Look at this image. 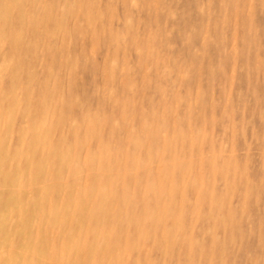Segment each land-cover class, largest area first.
Returning a JSON list of instances; mask_svg holds the SVG:
<instances>
[{
	"label": "rangeland",
	"instance_id": "374dc122",
	"mask_svg": "<svg viewBox=\"0 0 264 264\" xmlns=\"http://www.w3.org/2000/svg\"><path fill=\"white\" fill-rule=\"evenodd\" d=\"M0 264H264V0H0Z\"/></svg>",
	"mask_w": 264,
	"mask_h": 264
},
{
	"label": "bare ground",
	"instance_id": "6f19581e",
	"mask_svg": "<svg viewBox=\"0 0 264 264\" xmlns=\"http://www.w3.org/2000/svg\"><path fill=\"white\" fill-rule=\"evenodd\" d=\"M17 1V0H16ZM9 3V2H8ZM11 7V6H10ZM13 7V6H12ZM17 7H18V5H17ZM72 8V7H71ZM18 9V8H17ZM70 9V8H69ZM48 11V10H47ZM49 12V11H48ZM52 13V12H51ZM9 15H11V14H9ZM89 15H91V13L89 14ZM89 15H88V17H89ZM12 20V19H11ZM6 22V21H5ZM21 22V21H20ZM23 23V22H22ZM24 26V25H23ZM38 27V26H37ZM40 30V29H39ZM17 34V33H16ZM15 36V35H14ZM17 39H18V37H17ZM15 41V40H14ZM7 63V62H6ZM13 64V63H12ZM11 66V65H10ZM91 117H89V119H90ZM147 125V124H146ZM146 128V127H145ZM147 129V128H146ZM93 130H94V128H93ZM92 131V130H91ZM92 134V133H91ZM133 134V133H132ZM77 138V137H76ZM132 138V137H131ZM135 142V141H134ZM137 144V143H136ZM135 144V145H136ZM134 145V144H133ZM78 146V145H77ZM80 146V145H79ZM47 154V153H46ZM66 155V154H65ZM76 155V154H75ZM104 155V154H103ZM108 155V154H107ZM107 155H106V157H107ZM131 155V154H130ZM90 156V155H89ZM65 157V156H64ZM92 157H93V155H92ZM135 157V156H134ZM78 157H76L75 159H77ZM133 158V157H132ZM105 159V158H104ZM130 159V158H129ZM78 160V159H77ZM87 160H88V158H87ZM93 161H94V159H93ZM120 161V160H119ZM148 161V160H147ZM74 162V161H73ZM77 162H79V161H77ZM83 162V161H82ZM110 162V161H109ZM133 162H134V160H133ZM141 162V161H140ZM100 163V162H99ZM111 163H112V161H111ZM139 163V162H138ZM168 163H172V161L170 162H168ZM90 164H92V163H90ZM117 165V164H116ZM109 166V165H108ZM145 166V165H144ZM72 167V166H71ZM146 167H149V166H146ZM152 168V167H151ZM33 169H35V168H33ZM32 169V170H33ZM61 169V168H60ZM70 169H72V168H70ZM79 169V168H78ZM98 169H100V168H98ZM143 169V168H142ZM102 170H103V167H102ZM101 170V171H102ZM151 170V169H150ZM150 170H148L149 172H150ZM85 171V170H84ZM101 171H99L98 170V172L100 173ZM137 171V170H136ZM35 172V171H34ZM90 172V171H89ZM148 172V173H149ZM164 172V171H163ZM103 173H105V172H103ZM139 173V172H138ZM151 173V172H150ZM55 174H57V173H55ZM65 174V173H64ZM102 174V173H101ZM163 174H165V173H163ZM80 175H81V173H80ZM92 175V174H91ZM100 175V174H99ZM148 175V174H147ZM18 176V175H17ZM74 176V175H73ZM83 176V175H82ZM64 177H65V175H64ZM76 177V176H75ZM74 177V178H75ZM81 177V176H80ZM117 177V176H116ZM151 177V176H150ZM153 177V176H152ZM163 177V176H162ZM25 178V177H24ZM32 178V177H31ZM118 178H119V176H118ZM125 178H127V177H125ZM165 178V177H164ZM195 179V178H194ZM21 180H22V178H21ZM25 180V179H24ZM32 180V179H31ZM79 180V179H78ZM110 180V179H109ZM165 180V179H164ZM11 181V180H10ZM51 181V180H50ZM70 181V180H69ZM80 181V180H79ZM171 181V180H170ZM13 182V187H14V180L12 181ZM21 182V181H20ZM32 182V181H31ZM35 182V181H34ZM60 182V181H59ZM63 182V181H62ZM114 182V181H113ZM118 182V181H117ZM150 182V181H149ZM160 182H163V181H160ZM74 183V182H73ZM9 184V183H8ZM10 184H11V182H10ZM21 184V183H20ZM23 184V183H22ZM32 183H30V185H31ZM56 184H57V181H56ZM113 185V184H112ZM162 185V184H161ZM178 185V184H177ZM11 186V185H10ZM21 186V185H20ZM71 186V185H70ZM96 186V185H95ZM106 186H107V184H106ZM114 186V185H113ZM144 186V185H143ZM172 186H173V184H172ZM55 187V186H54ZM141 187V186H140ZM146 187V186H145ZM175 187V186H174ZM59 188V187H58ZM154 188V187H153ZM20 189V188H19ZM74 189V188H73ZM72 189V190H73ZM83 189V188H82ZM170 189V188H169ZM61 190V189H60ZM95 190V189H94ZM154 190V189H153ZM159 190V189H158ZM161 190V189H160ZM164 190V189H163ZM83 191V190H82ZM140 191H141V189H140ZM13 192V191H12ZM95 192V191H94ZM115 192V191H114ZM113 192V193H114ZM139 192V191H138ZM173 192H175V191H173ZM21 194V193H20ZM89 194V193H88ZM124 194V193H123ZM152 194V193H151ZM161 194V193H160ZM105 195V194H104ZM113 195V194H112ZM22 196V195H21ZM162 196V195H161ZM166 196V195H165ZM125 197V196H124ZM91 198H93V196L91 197ZM90 198V199H91ZM113 198H115V197H113ZM126 198V197H125ZM124 198V199H125ZM144 198V197H143ZM165 198V197H164ZM173 198V197H172ZM172 198H170V199H172ZM78 199V198H77ZM100 199H101V197H100ZM134 199V198H133ZM98 200V199H97ZM146 200V199H145ZM22 201V200H21ZM78 201V200H77ZM109 201V200H108ZM100 202V201H99ZM94 203H95V201H94ZM109 203V202H108ZM113 203V202H112ZM157 203V202H156ZM171 203V202H170ZM146 204V203H145ZM172 204V203H171ZM117 205V204H116ZM163 205H165V204H163ZM112 206V205H111ZM159 206V205H158ZM157 206V207H158ZM168 206V205H167ZM94 207V206H93ZM118 207V206H117ZM141 207V206H140ZM84 208V207H83ZM98 208H99V206H98ZM164 208H165V206H164ZM105 209H107V208H105ZM159 209V208H158ZM168 209H170V208H168ZM78 210V209H77ZM112 210V209H111ZM118 211H119V209H117ZM163 210H165V209H163ZM81 211H83V210H81ZM95 212H97V211H95ZM147 212H149V211H147ZM93 213V212H92ZM119 213H120V211H119ZM89 214V213H88ZM165 214H166V212H165ZM91 215V214H90ZM96 215H99V213H97ZM113 215V214H112ZM125 215V214H124ZM135 215V214H134ZM78 216V215H77ZM117 216V215H116ZM151 216V215H150ZM159 216H161V215H159ZM167 216H168V214H167ZM176 216H177V214H176ZM82 217V216H81ZM80 217V218H81ZM136 217V216H135ZM153 217V216H152ZM151 217V218H152ZM180 218V217H179ZM137 219V218H136ZM114 220V219H113ZM148 220V219H147ZM137 221V220H136ZM148 223H149V221H147ZM146 223V222H145ZM160 225V224H159ZM138 226V225H137ZM144 226V225H143ZM150 227V226H149ZM160 227V226H159ZM158 229V228H157ZM150 230V229H149ZM148 230V231H149ZM147 231V232H148ZM145 233V232H144ZM165 233V232H164ZM140 234V233H139ZM166 236V235H165ZM170 236V235H169ZM145 237V236H144ZM140 238H141V236H140ZM169 239H171V238H169ZM79 242V241H78ZM130 242V241H129ZM173 242V241H172ZM171 242V243H172ZM170 243V242H169ZM169 243L167 244V245H169ZM170 243V244H171ZM162 246V245H161ZM189 248V247H188ZM167 251V250H166ZM96 257V256H95Z\"/></svg>",
	"mask_w": 264,
	"mask_h": 264
}]
</instances>
